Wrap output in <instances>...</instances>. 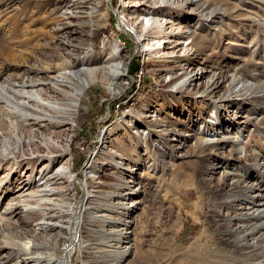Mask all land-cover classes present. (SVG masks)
<instances>
[{
  "label": "rangeland",
  "instance_id": "rangeland-1",
  "mask_svg": "<svg viewBox=\"0 0 264 264\" xmlns=\"http://www.w3.org/2000/svg\"><path fill=\"white\" fill-rule=\"evenodd\" d=\"M25 1L0 0V264L54 258L51 249L22 252V248L54 241L58 249L74 246L86 223L94 231L123 228L130 233L128 244L121 243L128 249L121 264H264V0H189L193 4L179 12L135 11L133 0H84L89 26L85 35L74 37L83 46L79 56L85 61L76 69L112 62L116 43L118 61L126 71L111 92L108 82L82 77L84 89L73 125L41 133L59 144L66 138L62 145L68 153L69 174L61 184L45 188L46 194L51 193L50 207L63 214L56 222L63 228L54 227L40 237L33 233L31 211L45 197L35 188L47 183L48 174L60 168L61 158L49 164L26 155L34 150L27 148L30 139L21 132L27 129L24 112L3 89L11 81L36 79L35 72L16 65L20 59L15 41L25 30L45 29L41 22L59 0ZM210 11L219 13L214 22L207 19ZM177 13L174 25L181 29L183 49L193 52L191 60L149 61L131 26L121 25L123 18L146 23L143 17L161 20ZM64 45L59 46L62 52ZM39 60L47 61L38 57L30 64L41 66ZM174 76L182 79L174 83ZM212 82L217 84L214 93L200 94ZM144 122L151 126L146 129ZM117 123L140 142L136 155L119 148L122 155H131V164L137 161L134 175L123 176L122 181L118 173L111 177L108 174L116 171L100 166L102 157L97 160L98 172L89 176L106 183L133 180L135 194L118 199L121 208L128 207L122 214L111 210L117 200L109 196L104 202L84 201L88 176L84 167L101 146V130L113 131ZM124 134L121 127L114 132L106 143L108 150H117L120 141L130 147ZM147 143L150 148L144 151ZM26 183L30 198L22 196ZM113 245L103 246L97 260L115 261L110 255L117 250ZM69 262L87 264L76 249ZM50 263L58 264L60 258Z\"/></svg>",
  "mask_w": 264,
  "mask_h": 264
},
{
  "label": "bare ground",
  "instance_id": "bare-ground-1",
  "mask_svg": "<svg viewBox=\"0 0 264 264\" xmlns=\"http://www.w3.org/2000/svg\"><path fill=\"white\" fill-rule=\"evenodd\" d=\"M29 1L30 0H26L25 3H29ZM133 1L132 6L137 9L135 11H138V8H141L142 11H156L161 8H167V10H169L167 12H179L187 9V7L193 4L189 0ZM61 10L69 12L64 13L61 12ZM132 13H134V11ZM218 14L219 13L210 11L207 19L210 22H214L216 21L215 19H218L216 18ZM85 15L84 0H75L73 3L72 1L64 2L63 0L55 2L52 11L47 13L41 22L46 28L49 27L48 30L45 28L40 32H36L37 30L35 29H28L22 32V34L15 41V49L18 51L20 59L16 65L24 66L27 70L35 72L36 79L28 81H11L9 83V87L3 89V91L11 95L8 100L15 101L16 105L24 112L23 120L27 125V129L22 128L21 132L27 135V139H30L28 144H26L27 148L29 147L34 150L33 153L28 152L26 155L29 156L30 159H36L35 162L46 161L49 164L56 161L58 158H61L60 168L52 175L48 174L49 177L46 181L47 183L42 187L39 185L35 188V192L38 193L39 196L45 197L40 203H38L39 206L31 211L35 219L32 220L34 223L33 233L35 236L38 235L39 237L45 231L57 227L56 222L58 219L64 218L63 214L54 212L52 207H50L51 203L49 196L51 193L46 194L45 188L61 184L63 180L66 181L69 174L68 153L62 145L63 142L67 141L66 138H63L59 144V142L52 139L50 135L47 137L40 136L41 133L51 130L53 126L61 124L62 126H67L68 124H71V126L73 125L78 98L84 89L82 77H84L88 82H92L96 78H100L102 81L108 82L111 92L113 91V84L126 71L125 64L118 61L119 47L116 43H113L114 59H112V62L106 63L105 60L106 64L103 66L89 65L76 69L79 62L83 63V61H85V57L81 59L79 56L80 54H83V46L76 44V37H74L76 35H78V37L80 35H85L84 29L88 25V21L86 20L87 16ZM179 16L180 15L177 13L175 17H165L161 20L154 15L150 16V18L143 17V19L147 20L146 23L139 20H134V22L126 21L127 19L123 18L126 20L122 19L121 25L124 27L129 25L134 30L138 37L137 44H143L144 56L147 60L157 63L165 62V60L170 58L178 59L180 57L189 60V56H191L193 52H191L190 49H183L181 43V29L178 26L175 27L174 25L175 21L179 19ZM139 19L142 20L141 18ZM52 29H55L56 32L49 34ZM193 36L194 35H191V37ZM47 39L51 42L46 41ZM155 40L156 42L152 43ZM52 43H55V45ZM63 43L66 44V46H63L62 52L60 51L62 49L59 46ZM156 44L158 45L156 46ZM189 47L190 45L186 48ZM47 51L50 52L48 53ZM38 57L46 58L47 61L41 62L39 60L41 66L30 64L33 60H38ZM179 77H171V81L173 80L175 83L177 80H181L182 78ZM156 80L161 82V77L156 76ZM187 85L191 86L189 82ZM216 86L217 84L212 82L211 84L204 86L200 94L206 93V96H210V94L214 93ZM192 90L194 91L195 88ZM160 108L165 107L161 106ZM202 110H199L197 113L198 116H201ZM37 119H41L42 123L40 124ZM206 123L211 124L208 121H206ZM143 125L146 129L151 126L146 122H144ZM120 127L123 132L125 131L124 138L130 142V147L124 145V142L120 141L117 142V150H108V145H106V143ZM113 128V131H106L105 129L101 130L99 134V142L101 146L95 153H92L90 161H88L84 167L88 173V176H86L84 180V201L91 199V201L104 202L105 199H107L106 197L109 196L111 199L117 200V203L113 205L114 207L113 209L111 208V210L122 214L121 212L127 210L128 207L123 208V206L121 208L123 203H120L118 199L121 200L126 196L129 197L131 194H135V192L131 190L130 186V183H132L133 180L128 179L127 181L120 183H106L101 181L100 177L89 176L91 172H98V167L96 169V165H98L97 160H101L99 158L102 157L105 158L100 162V166L109 168V171H116L108 174L111 177L113 176V178H115L116 176L113 174L118 173L120 175L119 180L122 181L123 176L128 175L130 177L134 175L133 166L134 164H137V161H134V163L131 164V155H129L130 157L126 154L122 155L119 152V148L121 146L123 151L132 152L136 155L138 150L141 149L139 146L140 142L138 136L129 132L128 129L119 123L115 124ZM32 129L36 130L37 133L36 131L33 132ZM31 136L41 138L44 143L41 144L39 139L32 138ZM134 139H137V141ZM149 148L150 145L147 143L143 150L148 151ZM115 157H119L120 160H114ZM25 187L26 189L23 191L22 196L30 198L31 192H28V189H30L28 183L25 184ZM81 227L82 228L79 232L80 235L73 243L74 246L68 244L69 246L58 249L55 248V241L53 243H47L46 245L45 243L43 244L38 242L32 243L31 245L26 244V246L22 248V252L25 250L27 251L30 248L41 250L51 249L54 251V258L42 256L37 259H40L38 262L34 261V264H52L50 263L51 260H57V258H60V263L58 264H69V255L73 249L81 252L83 261L87 264H121L124 255H126L124 253L128 250L126 249L127 247H123L122 245L123 243L128 244L126 241L129 239L130 233L124 231L126 229L121 228L113 232L105 233L104 231L101 232V230L94 231L89 223L83 224ZM57 228L61 230L63 227ZM113 244L116 245L115 248L117 250L114 249V251H111L110 255H114L116 260L114 261L113 259L110 260L106 258H99L100 260H97V254L102 251L103 246L113 247ZM26 260L29 261L28 258H26Z\"/></svg>",
  "mask_w": 264,
  "mask_h": 264
}]
</instances>
